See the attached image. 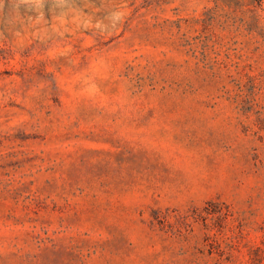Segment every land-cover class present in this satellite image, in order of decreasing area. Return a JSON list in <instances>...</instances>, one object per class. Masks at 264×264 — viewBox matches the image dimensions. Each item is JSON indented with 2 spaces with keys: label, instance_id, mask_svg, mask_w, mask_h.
<instances>
[{
  "label": "rangeland",
  "instance_id": "1",
  "mask_svg": "<svg viewBox=\"0 0 264 264\" xmlns=\"http://www.w3.org/2000/svg\"><path fill=\"white\" fill-rule=\"evenodd\" d=\"M0 264H264V0H0Z\"/></svg>",
  "mask_w": 264,
  "mask_h": 264
}]
</instances>
